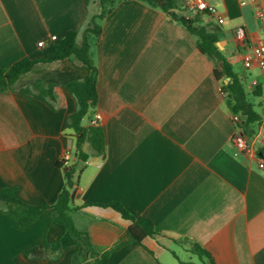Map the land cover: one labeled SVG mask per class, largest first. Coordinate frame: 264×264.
<instances>
[{"label": "crops", "instance_id": "0c3cea01", "mask_svg": "<svg viewBox=\"0 0 264 264\" xmlns=\"http://www.w3.org/2000/svg\"><path fill=\"white\" fill-rule=\"evenodd\" d=\"M208 2L223 14L218 47L234 70L243 65L245 74L235 72L247 91L256 92L249 98L260 121L241 126L249 150L238 152L232 142L233 113L197 38L158 8L120 0L100 21L92 48L98 101L83 119L88 126L101 115L105 154L82 161L66 125L76 109L66 83L91 71L74 56L41 60L54 52L52 36L81 30L100 13V0H0V66L37 60L16 91L0 93V189L15 188L28 204L52 206L65 187V168L73 165L78 184L72 219L83 233L76 241L52 223L49 210L19 227L13 218L19 206L0 201V264H99L89 247L109 253L102 264H193L173 249L194 253L179 240L202 246L211 256L201 258L204 264H264V77L243 64L263 38L256 12L264 0ZM240 27L245 42L236 38ZM38 80L54 84V107L19 91ZM83 149L92 152L89 142ZM66 150L74 157L60 167ZM112 201L153 222L161 233L149 240L154 254L135 242L129 220L101 205ZM43 240L54 255L30 258L28 250Z\"/></svg>", "mask_w": 264, "mask_h": 264}, {"label": "trees", "instance_id": "16d2710c", "mask_svg": "<svg viewBox=\"0 0 264 264\" xmlns=\"http://www.w3.org/2000/svg\"><path fill=\"white\" fill-rule=\"evenodd\" d=\"M120 0H100V13L90 17L81 30H71L64 37L56 40L54 52L41 61L50 62L74 56L78 62L91 71L90 75L83 79H73L66 83V88L76 101L75 111L68 116L66 125L74 131L76 136V157L82 161L90 156H104L105 154V135L104 130L99 125L83 124V119L90 115L93 108L97 106V66L94 61L92 48L95 41L102 33L100 21L113 9ZM146 4L158 8L168 14L173 20L180 22L190 33L197 38L199 50L208 56L214 63V73L222 84V90L226 95V103L232 113L246 115L247 119L241 121L240 125L246 127L249 123L260 121V115L256 112L255 104L249 98L256 92L250 93L246 90L240 76L233 69L225 53L221 50L217 42L221 40L222 34L218 23L203 21L202 15L196 14L187 17L179 11H183L182 0H140ZM37 60L28 57L23 58L9 68L0 66V93L16 91V84L20 78L30 71ZM20 92L33 95L54 107L55 95L54 84L38 80L31 85L19 89ZM85 142H89L92 152L87 153L83 149ZM62 167V162L59 163ZM67 167V166H65ZM63 167V168H65ZM66 184L61 191L58 201L50 206L48 204L32 205L21 200L15 188L5 187L0 189V201L12 203L19 206L13 213V218L19 227H27L34 223L40 214L46 210L50 211L52 223L64 226L76 241L83 238L72 219V213L77 209L73 204L74 195L78 184L76 168L72 165L71 169L65 170ZM111 206L116 209L125 219L131 222L130 232L138 245L144 246L149 252L154 254L149 240L157 239L161 233L155 228L151 220L142 216L132 214L122 203L117 201L101 204ZM188 242L187 240H184ZM192 251L200 258L211 256L197 243H192ZM28 256L33 259H40L54 255L52 245L43 240L38 245L28 250ZM88 254L94 257L99 264L101 259H107L108 252L97 253L89 247Z\"/></svg>", "mask_w": 264, "mask_h": 264}, {"label": "built area", "instance_id": "2783aa9c", "mask_svg": "<svg viewBox=\"0 0 264 264\" xmlns=\"http://www.w3.org/2000/svg\"><path fill=\"white\" fill-rule=\"evenodd\" d=\"M254 0H240L242 5H247L249 2ZM183 11L187 17L200 14L203 16V21L207 22H216L220 24L223 21V14L220 12L214 5L210 4L208 0H182ZM257 18L260 21L261 31L263 33V38L255 44L249 52L243 56V64L246 68L257 67L261 70L264 77V7H261L256 12ZM236 38L245 42L247 34L244 28H237L235 31ZM52 40H57L56 36L51 37ZM44 41L39 42V45L42 46ZM256 82H254L255 84ZM232 121L235 125V131L232 137V142L235 145L238 152H246L249 150V145L247 141L246 134L242 130L240 125L242 121V116L240 114H232ZM101 119L100 114H95V116L90 120L91 125H98V122ZM74 157V152L72 150H66L61 157V162L63 166H68ZM260 166H264V159L261 160Z\"/></svg>", "mask_w": 264, "mask_h": 264}, {"label": "rangeland", "instance_id": "374dc122", "mask_svg": "<svg viewBox=\"0 0 264 264\" xmlns=\"http://www.w3.org/2000/svg\"><path fill=\"white\" fill-rule=\"evenodd\" d=\"M220 45L222 46L223 43H220ZM235 70L239 73V74H245L246 73V70L244 69L243 65L241 64H237L235 65ZM179 242H184L186 243L187 245L189 246H192V243L191 242H185L184 240H179ZM173 249L175 250L176 254L183 260H186V259H190L193 261V264H204L202 261H201V258L197 255V254H194V253H188L186 252L185 250H183L181 247L179 246H174ZM171 258H173L172 254H171Z\"/></svg>", "mask_w": 264, "mask_h": 264}, {"label": "water", "instance_id": "95a60500", "mask_svg": "<svg viewBox=\"0 0 264 264\" xmlns=\"http://www.w3.org/2000/svg\"><path fill=\"white\" fill-rule=\"evenodd\" d=\"M246 115H242V119H246ZM70 169V167L65 168V170Z\"/></svg>", "mask_w": 264, "mask_h": 264}]
</instances>
